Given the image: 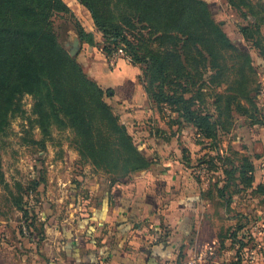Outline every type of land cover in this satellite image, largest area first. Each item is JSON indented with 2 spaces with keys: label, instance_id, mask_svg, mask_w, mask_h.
<instances>
[{
  "label": "trees",
  "instance_id": "obj_1",
  "mask_svg": "<svg viewBox=\"0 0 264 264\" xmlns=\"http://www.w3.org/2000/svg\"><path fill=\"white\" fill-rule=\"evenodd\" d=\"M89 11L95 30L110 43H119L133 64L143 65V87L156 106L166 104L176 113L178 125H192L196 141L214 152L197 162L207 172L221 169L223 184L218 179L212 184L216 195L226 204L231 200L228 187L234 184L264 195V183L254 184L256 168L249 155H242L237 164L229 154H219V136L232 131L233 113L250 117V124H263L264 113L257 112L255 95L248 92L249 108L232 93L218 92L213 95L214 114L199 107V100L190 90H167L169 67L179 85L189 86L192 73L189 67L204 64L209 59L212 69L223 67L225 52L231 50L241 64L250 69L251 56L243 47L234 45L223 28L214 21L206 0H114L119 16H114L110 0H78ZM232 7H247V0H228ZM53 11H67L61 0H0V128L15 109L22 93L35 96L33 112L37 124L47 132L50 125L68 126L75 131L74 145L79 155L97 168L104 169L115 180L145 169L153 163L135 144L126 127L118 122L103 96H111V90L102 88L83 72L81 65L71 57L48 28L47 21ZM146 22L151 28L169 38L175 51L164 54L140 56L124 32L131 21ZM250 39L247 28H241ZM76 33L82 43L94 44L92 32L79 24ZM255 45H258L257 40ZM194 69V68H193ZM188 73V74H187ZM255 83V77L252 78ZM201 88V87H200ZM189 94V95H188ZM188 95V96H186ZM159 109V108H158ZM256 114V115H255ZM228 153V152H227ZM217 160V161H216ZM218 161L221 167L218 168ZM114 171V172H113ZM116 174V175H115ZM115 175V176H114ZM220 181V180H219ZM209 188L204 194L209 197ZM30 228L31 225H28Z\"/></svg>",
  "mask_w": 264,
  "mask_h": 264
},
{
  "label": "rangeland",
  "instance_id": "obj_2",
  "mask_svg": "<svg viewBox=\"0 0 264 264\" xmlns=\"http://www.w3.org/2000/svg\"><path fill=\"white\" fill-rule=\"evenodd\" d=\"M206 1L212 18L223 28L229 40L234 45L248 51L251 56L250 65L254 72L250 69H241L237 56L228 50L225 52L220 72L211 68L209 59L197 66V72L194 66H190L187 72L192 73L193 76L189 80V86H180L174 77L173 68L169 67L167 90H175L177 93L181 89L190 90L192 95L198 97L199 107H204L214 114L213 95L215 93L235 94L243 106L249 108L246 96L248 92L254 95L253 88L257 83L259 91L255 95L256 114L264 113L262 97L264 93V0H247V7L242 8L232 7L228 0ZM61 2L66 6L67 11L51 12L47 26L57 36L68 54L81 65L88 78L95 81L103 92L107 89L114 91V88L108 87L104 81L93 78V72L96 70L95 64L100 59H103L114 71L122 70L117 65L119 63L127 66L126 73L129 75L135 73V82L145 98H139L138 102L146 101L145 105L152 110L150 117L141 115L133 117L132 108L120 109L110 100L106 92H104L103 99L117 116L118 122L123 124L131 134L142 154H149L154 149L152 156L156 154L161 157H173L180 165L177 175H184L185 179L195 181L198 186L206 187L204 192L212 188V184L217 179L221 186L224 183L221 169L213 173L207 172L205 166H197L199 158H204L207 153H209L208 156L215 157L214 152L202 150L204 143L193 146L195 147L194 153L183 158L188 164L183 159H181L183 163L180 162L181 145L188 144V140H194L191 134L193 132L186 127L177 130L178 123L173 109L166 104L158 107L148 97L143 87V65L133 64L130 56L125 53L119 43L113 44L105 40L95 30L87 8L78 0H61ZM109 7L114 16H119L120 13L114 0H110ZM77 24L85 31L93 33V45L82 43L79 40L76 33ZM241 28L249 30L247 32H250V39L243 36ZM124 32L140 56L164 54L169 50H176L169 38L165 37L168 35H162L160 31L151 28L146 22L132 20L129 27L124 26ZM73 38L77 40V46L72 51L71 40ZM253 39L257 40L258 45H255ZM253 76L255 83H252ZM34 100L33 94L24 92L19 95L15 109L0 128V264H25V261L28 263L34 250L37 249L35 244L30 242L31 236L34 232L39 236L44 223L48 220L53 222L57 214L59 216L67 212L66 205H69L72 195L68 194V190L72 189L70 182H73L76 176H80L84 182L86 175L88 182L98 180L99 174H106L112 180L116 179L104 169L95 167L79 155L73 143L75 131L72 128L50 125L47 132H43L33 112ZM250 120L249 116L234 112L232 129L235 130L237 126L243 125L245 127L247 124L252 126ZM232 132L220 135L218 144L221 148L219 154L225 156L229 154L235 163L240 158L239 150H237L240 145L237 142L231 143ZM145 133L149 134L148 140H144ZM153 133L156 139L151 137ZM186 135L188 140H186ZM153 140L150 147L149 143ZM160 147L165 155H160L158 151ZM217 166L221 167L220 161ZM256 173L257 178L254 184L264 183V166L260 168L257 166ZM234 184L236 181L232 184L230 182L228 187V191L232 192L228 203L230 210L222 216L225 218L237 216L242 224L247 218L250 219L246 232L253 238L248 244V249L252 248L254 258H247L243 262L244 264H264V227H262V224L264 225V195L255 194L251 189L244 187H240L239 191L235 192L238 187ZM195 189L191 190L193 196L198 193ZM226 198L227 196L222 200L223 204L227 203ZM259 216L262 219L258 220ZM28 225L31 227L29 228ZM249 228H252L255 234H252ZM37 235L36 238H40Z\"/></svg>",
  "mask_w": 264,
  "mask_h": 264
},
{
  "label": "crops",
  "instance_id": "obj_3",
  "mask_svg": "<svg viewBox=\"0 0 264 264\" xmlns=\"http://www.w3.org/2000/svg\"><path fill=\"white\" fill-rule=\"evenodd\" d=\"M71 42L74 50L77 40ZM117 65L122 70L114 71L103 59L97 60L93 78L114 88L110 100L120 109L130 107L133 117H150L146 101L138 102L144 95L135 73L129 75L126 65ZM183 127L191 129L194 140L186 135L189 143L181 145V163L200 144L195 128L176 126ZM232 131L231 143L240 145L238 155H249L256 169L264 166V120ZM148 136L145 133L144 140ZM151 137L156 139L154 133ZM152 151L145 156L153 163L116 181L106 174H99L95 182H88L87 175L85 182L76 176L70 182L67 212L44 223L39 236L34 232L30 242L37 249L25 264H244L254 258L252 248L248 249L253 238L246 232L250 219L242 224L237 216L223 217L230 208L213 189L206 197V187L177 175L178 161L152 156ZM158 151L165 155L161 147ZM193 188L198 191L194 196ZM252 228L249 231L255 234Z\"/></svg>",
  "mask_w": 264,
  "mask_h": 264
},
{
  "label": "built area",
  "instance_id": "obj_4",
  "mask_svg": "<svg viewBox=\"0 0 264 264\" xmlns=\"http://www.w3.org/2000/svg\"><path fill=\"white\" fill-rule=\"evenodd\" d=\"M262 97H263V99H264V93L262 94ZM263 106H264V102H263Z\"/></svg>",
  "mask_w": 264,
  "mask_h": 264
},
{
  "label": "bare ground",
  "instance_id": "obj_5",
  "mask_svg": "<svg viewBox=\"0 0 264 264\" xmlns=\"http://www.w3.org/2000/svg\"><path fill=\"white\" fill-rule=\"evenodd\" d=\"M72 51H73V49H72Z\"/></svg>",
  "mask_w": 264,
  "mask_h": 264
}]
</instances>
